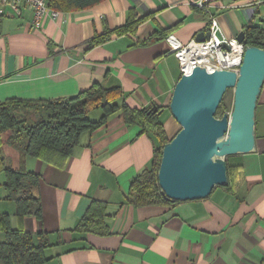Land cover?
I'll return each instance as SVG.
<instances>
[{"label":"crops","instance_id":"obj_1","mask_svg":"<svg viewBox=\"0 0 264 264\" xmlns=\"http://www.w3.org/2000/svg\"><path fill=\"white\" fill-rule=\"evenodd\" d=\"M191 2L105 0L62 13L58 21L47 20L41 30L31 27L30 8L0 16V104L71 98L95 84L120 87V102L133 109L163 108L161 119L170 136L177 122L169 105L181 72L161 35L168 31L187 45L209 32V16ZM214 6L211 11L227 39L251 24L264 28V3L222 0ZM130 12L152 17L137 33L113 36L88 49L94 35L123 26ZM155 146L153 136L117 114L104 127L85 133L63 167L31 157L23 161L10 150L11 167L40 176L43 218L19 222L1 174L0 243L5 224L12 229L22 225L35 236H46L45 264H264V86L256 109L257 149L227 158L240 167L229 190L218 188L207 199L172 206L129 204L131 182L151 165ZM93 201L108 205L107 236L76 231Z\"/></svg>","mask_w":264,"mask_h":264},{"label":"trees","instance_id":"obj_2","mask_svg":"<svg viewBox=\"0 0 264 264\" xmlns=\"http://www.w3.org/2000/svg\"><path fill=\"white\" fill-rule=\"evenodd\" d=\"M104 1L50 0L49 6L60 13H71L93 8ZM151 17L152 15L139 17L130 12L123 26L94 35L87 43L88 49L107 43L113 36L137 33ZM244 32L246 46L264 49V28L251 24ZM167 33L168 31L163 33L161 39L166 40L169 37ZM122 99L123 91L120 87L105 88L95 84L89 90L71 98L43 102L13 99L0 104V175L6 176L5 187L9 190V198L16 202V215L21 224L26 218L42 221L40 176L11 167V163L8 164L3 155V148L10 147L17 151L23 161L31 157L63 167L80 145L85 133H93L104 127L117 114L122 115L125 124L141 128L157 142L151 165L132 180L127 202L138 208L172 206L179 203L167 201L159 186L158 172L163 148L171 141L161 119L163 108L152 105L141 110L133 109L124 101L120 102ZM154 107L158 108L157 112ZM221 109L220 105L216 117ZM98 110L102 112L101 117L98 120L91 119L90 113ZM227 166L229 185L221 188L224 190H229L240 175V167L231 165L228 159ZM107 208L106 203L93 201L76 231L109 235ZM5 225V240L0 243V264H45L48 261L45 251L50 244L46 236H35L22 225L18 229Z\"/></svg>","mask_w":264,"mask_h":264},{"label":"water","instance_id":"obj_3","mask_svg":"<svg viewBox=\"0 0 264 264\" xmlns=\"http://www.w3.org/2000/svg\"><path fill=\"white\" fill-rule=\"evenodd\" d=\"M209 38L204 32L196 41ZM237 41L245 44V32ZM263 86L264 49L254 46H246L239 74L196 67L181 76L169 105L181 130L164 146L158 172L167 201L204 200L229 185L227 158L257 149L256 109ZM229 90H234L232 114L219 119L217 110Z\"/></svg>","mask_w":264,"mask_h":264},{"label":"built area","instance_id":"obj_4","mask_svg":"<svg viewBox=\"0 0 264 264\" xmlns=\"http://www.w3.org/2000/svg\"><path fill=\"white\" fill-rule=\"evenodd\" d=\"M50 0H0V16L9 14L19 15L22 7L30 8L33 12L31 27L41 30L47 20L58 21L61 17L59 11L49 6ZM222 0H192V6L205 12L210 19V38L205 42L192 40L189 44H181L174 36L166 41L170 53L179 61L181 76L190 75L194 68L201 67L209 73L217 70H227L239 74L243 64L246 45L237 41V38L227 39L222 36V28L218 17L212 13L218 2ZM261 5L264 0H253Z\"/></svg>","mask_w":264,"mask_h":264},{"label":"rangeland","instance_id":"obj_5","mask_svg":"<svg viewBox=\"0 0 264 264\" xmlns=\"http://www.w3.org/2000/svg\"><path fill=\"white\" fill-rule=\"evenodd\" d=\"M221 106H222V109H221L220 114L217 116V118L222 119L223 116H225V115H229L230 116L232 114V111H233V108H234V90H229L227 92V94L223 98ZM100 113H101V111H93V112L90 113V118L96 120L97 115L100 114ZM170 114H171V112H170ZM180 130H181L180 125L178 123H176L175 131L172 134H170V136H168V138L170 140H172L180 132ZM10 150L12 151V153H14L13 149L10 148V147H6V149L3 148V155L7 159V163L8 164L11 163V160H10L11 159V155H9V154H11Z\"/></svg>","mask_w":264,"mask_h":264}]
</instances>
